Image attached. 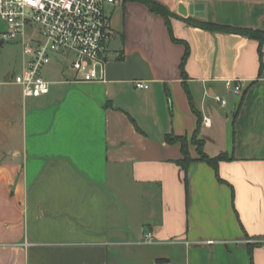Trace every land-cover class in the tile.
Returning <instances> with one entry per match:
<instances>
[{
  "label": "crops",
  "instance_id": "0c3cea01",
  "mask_svg": "<svg viewBox=\"0 0 264 264\" xmlns=\"http://www.w3.org/2000/svg\"><path fill=\"white\" fill-rule=\"evenodd\" d=\"M154 1L168 18L147 0L107 6L104 80L53 66L45 96L0 84V264H264L259 42L186 21L264 31V0ZM6 29L0 16V45ZM194 139L225 156L217 169Z\"/></svg>",
  "mask_w": 264,
  "mask_h": 264
},
{
  "label": "built area",
  "instance_id": "2783aa9c",
  "mask_svg": "<svg viewBox=\"0 0 264 264\" xmlns=\"http://www.w3.org/2000/svg\"><path fill=\"white\" fill-rule=\"evenodd\" d=\"M116 0H0V16L7 29L2 40L21 46L23 65L12 78L24 98H38L50 93L53 83L47 71L57 67L67 82H90L105 79L110 58L112 22L107 11ZM227 85L240 94V81ZM137 88H148L136 80ZM216 100L224 102L222 97ZM206 125L211 119L204 116ZM151 237V233L147 235ZM208 243H213L209 240ZM158 264V263H157ZM165 264V263H161Z\"/></svg>",
  "mask_w": 264,
  "mask_h": 264
},
{
  "label": "trees",
  "instance_id": "16d2710c",
  "mask_svg": "<svg viewBox=\"0 0 264 264\" xmlns=\"http://www.w3.org/2000/svg\"><path fill=\"white\" fill-rule=\"evenodd\" d=\"M150 3V7L153 11L162 13L166 18L169 16L168 10L155 2L154 0H147ZM186 21L189 24L201 27L203 29L212 30V31H221V32H227V33H235L240 34L244 36H248L251 38H254L258 40L259 42V50L261 55V65L262 68H264V31L262 30H255L248 27H237L232 25H225L220 24L216 22H210V21H204V20H198L193 17H188ZM169 139L172 141L173 138L169 137ZM178 140L182 141V149L184 153V159L182 160V166L187 169L188 165L193 161L192 157L190 156V153L187 148V142L185 139L177 138ZM195 144L198 145L199 153H200V159L207 161L210 165H212L214 168H218V163L220 160L224 159V155H220L217 157H209L207 154H205L201 147V142L194 139Z\"/></svg>",
  "mask_w": 264,
  "mask_h": 264
},
{
  "label": "rangeland",
  "instance_id": "374dc122",
  "mask_svg": "<svg viewBox=\"0 0 264 264\" xmlns=\"http://www.w3.org/2000/svg\"><path fill=\"white\" fill-rule=\"evenodd\" d=\"M21 65H22L21 46L8 41H5L3 45H0V67L3 69V71L4 70L7 71V73H9V75L12 76L14 73L21 70ZM49 71L50 73L53 72L56 74L54 70L52 71L50 69ZM0 79L4 80V78H0Z\"/></svg>",
  "mask_w": 264,
  "mask_h": 264
},
{
  "label": "water",
  "instance_id": "95a60500",
  "mask_svg": "<svg viewBox=\"0 0 264 264\" xmlns=\"http://www.w3.org/2000/svg\"><path fill=\"white\" fill-rule=\"evenodd\" d=\"M192 12H193V10H192Z\"/></svg>",
  "mask_w": 264,
  "mask_h": 264
}]
</instances>
